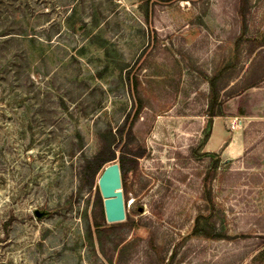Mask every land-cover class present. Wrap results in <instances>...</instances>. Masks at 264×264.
Instances as JSON below:
<instances>
[{"label":"rangeland","instance_id":"obj_1","mask_svg":"<svg viewBox=\"0 0 264 264\" xmlns=\"http://www.w3.org/2000/svg\"><path fill=\"white\" fill-rule=\"evenodd\" d=\"M127 71L143 154L98 239L100 172L89 188L81 171L134 112ZM262 249L264 0H0V264H264Z\"/></svg>","mask_w":264,"mask_h":264},{"label":"trees","instance_id":"obj_2","mask_svg":"<svg viewBox=\"0 0 264 264\" xmlns=\"http://www.w3.org/2000/svg\"><path fill=\"white\" fill-rule=\"evenodd\" d=\"M125 84L134 102V112L132 115H130L129 113L126 115L122 127L118 129L116 133H114L113 135L110 133L100 135L99 149L93 156L87 158L84 161L81 174L83 180L85 181L87 186H89V188L92 187V185L95 183L96 174L99 172L101 174L103 168L108 163L114 161L116 158H118L122 184H125L128 175L135 172V170L137 169V160L143 154V151H134L129 149V144H131L133 140L132 128L143 110L142 99L139 95L141 85L137 74L131 75V73L127 71L125 75ZM236 95L238 96L239 94ZM210 112V117H214L215 115L213 111L211 110ZM238 113L240 116L250 115L249 109L247 107L243 108L241 106H238ZM123 136L125 137L124 139ZM116 152H119L118 156H116ZM96 199L99 203L101 202L98 191L96 194ZM199 224V219H197L193 229V234H197ZM119 227L120 225H118V223L106 224L104 222H94L92 224V229H90V233L94 234L98 239H101L107 236L109 233H112ZM211 236L215 239L221 238L219 235ZM256 256V258H259V260L263 262L264 249H262Z\"/></svg>","mask_w":264,"mask_h":264},{"label":"water","instance_id":"obj_3","mask_svg":"<svg viewBox=\"0 0 264 264\" xmlns=\"http://www.w3.org/2000/svg\"><path fill=\"white\" fill-rule=\"evenodd\" d=\"M97 188L102 198L105 222H123L126 216L118 161L114 160L103 168L97 179Z\"/></svg>","mask_w":264,"mask_h":264},{"label":"crops","instance_id":"obj_4","mask_svg":"<svg viewBox=\"0 0 264 264\" xmlns=\"http://www.w3.org/2000/svg\"><path fill=\"white\" fill-rule=\"evenodd\" d=\"M242 117H253V114L252 113H250V115L249 116H240L239 115V117L238 118H242ZM218 118H220V117H218ZM239 124H240V122H239ZM219 133H220V131H216V136H214L217 140H218V136H220L219 135ZM213 135H215V133H213L212 134V138H213ZM238 135V137H233V140L232 141H230V143L229 144H227V146L225 147V148H223V152L225 153V152H227V150L230 148V146H233V144H234V148L235 149H237L238 150V155L239 154H241V152H242V138H241V136H240V134L238 133L237 134ZM222 142H224V141H222ZM221 142V143H222Z\"/></svg>","mask_w":264,"mask_h":264}]
</instances>
